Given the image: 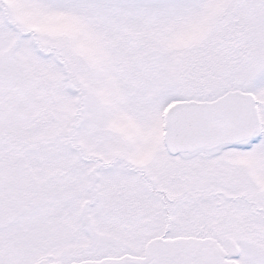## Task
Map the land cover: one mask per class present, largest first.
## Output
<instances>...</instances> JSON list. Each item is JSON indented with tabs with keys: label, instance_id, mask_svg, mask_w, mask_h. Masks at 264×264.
I'll list each match as a JSON object with an SVG mask.
<instances>
[{
	"label": "snow or ice",
	"instance_id": "1",
	"mask_svg": "<svg viewBox=\"0 0 264 264\" xmlns=\"http://www.w3.org/2000/svg\"><path fill=\"white\" fill-rule=\"evenodd\" d=\"M0 264H264V0H0Z\"/></svg>",
	"mask_w": 264,
	"mask_h": 264
}]
</instances>
